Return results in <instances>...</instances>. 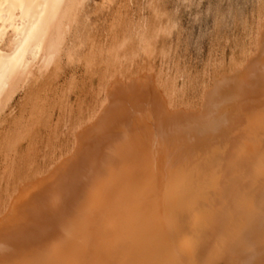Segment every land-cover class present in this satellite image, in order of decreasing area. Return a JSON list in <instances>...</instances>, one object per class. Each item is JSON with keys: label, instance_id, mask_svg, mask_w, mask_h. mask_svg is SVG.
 Instances as JSON below:
<instances>
[{"label": "bare ground", "instance_id": "1", "mask_svg": "<svg viewBox=\"0 0 264 264\" xmlns=\"http://www.w3.org/2000/svg\"><path fill=\"white\" fill-rule=\"evenodd\" d=\"M159 1L0 0V264H264V15L188 102Z\"/></svg>", "mask_w": 264, "mask_h": 264}, {"label": "rangeland", "instance_id": "2", "mask_svg": "<svg viewBox=\"0 0 264 264\" xmlns=\"http://www.w3.org/2000/svg\"><path fill=\"white\" fill-rule=\"evenodd\" d=\"M159 3L161 10L166 13L168 24L173 28L169 30L168 35L160 37L159 49L166 46L165 49H170L175 56L170 60L172 63L167 62L172 65L169 66V70L165 68L166 66L161 63L159 58L155 59L153 63H149L151 66L147 67H151L154 74H159L161 69H167L168 74L172 76H175L177 70L178 86L181 91L185 89L184 92L182 91L185 95L182 94V98L186 97L184 101L188 102L191 98H194L193 101L191 99V102L199 100L197 93L200 95L202 83L205 80L210 81L214 72L222 71L221 69L224 67H230L235 57L243 56V48L251 46V38L248 34L250 30L247 31V28L251 29L257 25L260 13L264 15V0H160ZM141 12L145 15L149 13L147 10H134L135 17H141L143 15ZM256 19L257 22H255ZM248 35L249 37H247ZM178 59L180 60L178 61ZM172 60L179 62L177 67ZM140 62L139 64L143 63L142 67L147 64L144 61ZM178 67L179 69H177ZM187 98L188 100H186ZM62 129L64 128L61 127V131ZM49 130L51 129L48 128L46 133H43L41 139L36 138V143L41 142H38V147L43 148L42 152L38 151L39 159L44 156L45 150H49V146H52L49 143L44 146L48 141V139L45 141L44 139L50 133ZM62 134H58L60 136L58 144L59 142L63 144L62 140L65 141L66 136L63 137ZM2 178L1 181H4V176Z\"/></svg>", "mask_w": 264, "mask_h": 264}]
</instances>
